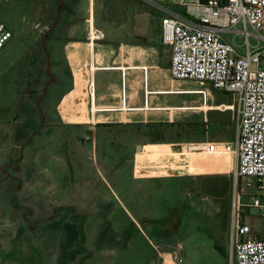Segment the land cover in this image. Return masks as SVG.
<instances>
[{"label":"rangeland","instance_id":"374dc122","mask_svg":"<svg viewBox=\"0 0 264 264\" xmlns=\"http://www.w3.org/2000/svg\"><path fill=\"white\" fill-rule=\"evenodd\" d=\"M58 2L0 4V20L13 34L0 49V264H160L165 243H182L183 258H201L198 250L210 258L214 244L227 251L232 202L240 192L233 175L236 158L183 155L180 146L215 142L235 148L236 111H219L233 104L232 96L210 83L183 81L191 95L158 100L186 107L159 124L98 128L89 136L56 125L55 107L68 81L51 84L40 107L37 103L51 80L42 40ZM58 33L59 28L47 40L50 71L66 78L61 42L53 39ZM235 42L242 46L244 38L238 35ZM210 106L219 109L202 112ZM86 137L91 138L84 146ZM128 138L144 145L164 142L167 176L136 178ZM255 192L244 190L242 202ZM260 195L264 203V192ZM18 206L33 216L23 221L22 214L31 211ZM246 215L245 223L264 237V211L250 209Z\"/></svg>","mask_w":264,"mask_h":264},{"label":"crops","instance_id":"0c3cea01","mask_svg":"<svg viewBox=\"0 0 264 264\" xmlns=\"http://www.w3.org/2000/svg\"><path fill=\"white\" fill-rule=\"evenodd\" d=\"M63 1L64 9L54 29L59 28V33L53 39L61 42L66 78L56 76L54 83L64 84L66 79L68 89L55 107L56 125L79 129L80 134L89 136L98 128L159 124L169 112H178L173 109L186 107L163 105L158 100L160 96L191 94L186 93L183 81L172 79L171 48L162 43V16L152 7L140 0ZM172 7L181 11L173 3ZM135 144L136 139L127 143L131 149ZM164 146V142H152L136 151L132 161L136 178L167 176L162 164ZM226 234L227 251L218 250L214 244L210 258H203L201 250V258H183L182 243L177 247L165 243L159 251L160 264H235L230 232L226 230ZM180 256L182 263L178 262Z\"/></svg>","mask_w":264,"mask_h":264},{"label":"built area","instance_id":"2783aa9c","mask_svg":"<svg viewBox=\"0 0 264 264\" xmlns=\"http://www.w3.org/2000/svg\"><path fill=\"white\" fill-rule=\"evenodd\" d=\"M140 1L162 14L161 38L171 48L172 79L210 83L214 90L233 98L232 105L222 104L219 111H236L235 148L215 142L180 147L188 156L236 158L233 175L240 192L232 202L230 226L235 264H264V237L245 223L246 211H264L260 195L264 192V0ZM238 35L244 38L242 46L235 42ZM12 38L0 20V49ZM251 188L256 192L248 203L242 202V193ZM178 262L182 263L181 256Z\"/></svg>","mask_w":264,"mask_h":264},{"label":"water","instance_id":"95a60500","mask_svg":"<svg viewBox=\"0 0 264 264\" xmlns=\"http://www.w3.org/2000/svg\"><path fill=\"white\" fill-rule=\"evenodd\" d=\"M59 1V4H60V9L57 11V14H56V17H55V20L53 22V24L50 26V28L47 29V31L44 33L43 35V47H44V50H45V53H46V59H47V65H46V70H47V73L49 75V77L51 78V80L45 85V91L43 93V96L41 98V100L37 103L38 107H40L41 105V102L43 101V99L46 97L47 95V92H48V87L54 83L55 81V76L51 73L50 71V57H49V54H48V49H47V37L49 34H51L53 32V30L56 28L58 22H59V19H60V15H61V12L62 10L64 9V1L63 0H58ZM44 119V117H43ZM44 122V121H43ZM44 124V123H43ZM23 150V148L21 149ZM141 151L140 148H138V152Z\"/></svg>","mask_w":264,"mask_h":264},{"label":"flooded vegetation","instance_id":"af4514ba","mask_svg":"<svg viewBox=\"0 0 264 264\" xmlns=\"http://www.w3.org/2000/svg\"><path fill=\"white\" fill-rule=\"evenodd\" d=\"M109 128H112V127H109ZM134 134H137V133L134 132ZM128 140L131 141V138H128ZM82 143H83L84 146H85L86 142L83 141ZM143 147H144V144H139V143L136 142V144H135V146H134V148H133L134 153H133L132 161L134 160V155L136 154V151H138V148H140V150H141ZM136 149H137V150H136ZM15 166H16L15 169H16V171H17L18 168H19L17 162H16ZM13 179H17V181H19V183L22 182V180H21L20 178H18V177H13ZM18 179H19V180H18ZM17 208L21 209L22 211L25 210V209L31 211V213H29V214H27V215H26L25 213L22 214V220H23V221H24V220H27V221H28V219H29L28 217L33 216V212H32V210L26 208V206H18ZM61 209H62V208H61ZM64 209H66V211H67V210L70 209V207H68V208H64ZM71 209H72V208H71Z\"/></svg>","mask_w":264,"mask_h":264},{"label":"trees","instance_id":"16d2710c","mask_svg":"<svg viewBox=\"0 0 264 264\" xmlns=\"http://www.w3.org/2000/svg\"><path fill=\"white\" fill-rule=\"evenodd\" d=\"M60 9V4L58 2V10ZM51 34L48 35L47 40L50 38Z\"/></svg>","mask_w":264,"mask_h":264},{"label":"bare ground","instance_id":"6f19581e","mask_svg":"<svg viewBox=\"0 0 264 264\" xmlns=\"http://www.w3.org/2000/svg\"><path fill=\"white\" fill-rule=\"evenodd\" d=\"M199 109H202V108H199ZM169 110V109H168ZM172 110V109H171ZM175 110V109H174ZM228 156H230V155H228Z\"/></svg>","mask_w":264,"mask_h":264}]
</instances>
